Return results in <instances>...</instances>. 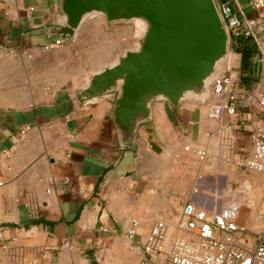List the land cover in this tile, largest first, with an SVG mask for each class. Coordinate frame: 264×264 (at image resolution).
Listing matches in <instances>:
<instances>
[{
    "label": "crops",
    "instance_id": "crops-1",
    "mask_svg": "<svg viewBox=\"0 0 264 264\" xmlns=\"http://www.w3.org/2000/svg\"><path fill=\"white\" fill-rule=\"evenodd\" d=\"M240 1L258 19L253 66L262 81L255 90L264 92V13ZM137 21L91 13L73 39L46 49L54 36L33 30L65 23L61 0H0V264L5 248L14 250L15 264H94L91 256L95 264H137L153 223L165 220L173 234L189 198L208 209L231 203L215 185V170L231 169L229 146L245 156L257 112L242 107L213 120L211 96L178 104L158 98L129 147L113 116L120 86L82 97L94 72L137 46ZM241 186L229 193L242 195L243 216L250 214L243 223L257 230L264 214L250 217L264 211V175ZM135 218L139 235L131 239Z\"/></svg>",
    "mask_w": 264,
    "mask_h": 264
},
{
    "label": "water",
    "instance_id": "water-1",
    "mask_svg": "<svg viewBox=\"0 0 264 264\" xmlns=\"http://www.w3.org/2000/svg\"><path fill=\"white\" fill-rule=\"evenodd\" d=\"M61 7L64 24L33 32L73 39L91 13L142 23L137 46L94 72L80 91L88 98L120 86L113 116L124 146H135L139 123L152 118L153 100L165 98L178 104L195 96L205 101L212 81L230 65L228 32L217 0H61Z\"/></svg>",
    "mask_w": 264,
    "mask_h": 264
},
{
    "label": "built area",
    "instance_id": "built-area-1",
    "mask_svg": "<svg viewBox=\"0 0 264 264\" xmlns=\"http://www.w3.org/2000/svg\"><path fill=\"white\" fill-rule=\"evenodd\" d=\"M217 2L228 32L230 65L210 84V96L215 102L208 116L220 120L225 114L236 115L242 107L257 112L250 127V147L242 161L249 170L264 174V92L248 88L242 94L238 89L243 60L240 37L258 41V19L247 14L240 0ZM250 4L259 14L264 13V0H250ZM64 41L54 37L44 47L50 49ZM185 148L189 149V145ZM206 153L205 149H197L202 158ZM139 224L138 219L132 220L126 231L129 238H135ZM65 245L74 247L69 241ZM142 248L143 256L137 264H264V224L257 230L248 228L236 204L208 209L189 198L175 232H170L165 220L157 219L143 239Z\"/></svg>",
    "mask_w": 264,
    "mask_h": 264
},
{
    "label": "rangeland",
    "instance_id": "rangeland-1",
    "mask_svg": "<svg viewBox=\"0 0 264 264\" xmlns=\"http://www.w3.org/2000/svg\"><path fill=\"white\" fill-rule=\"evenodd\" d=\"M220 5V3H219ZM242 69H241V73H240V78H241V81L242 83L239 84L238 86V89L240 90V92L243 94L245 93L246 89H256L257 86H258V83L259 82H262L261 80H258V77H256L255 75V80H250L249 82H245L243 81L242 79ZM228 150H230V157L228 158V160H226V158L223 156H221V154L219 155H214L212 154L211 156L212 157H215V159H217L219 162H222V160H224L225 158V161H227V163L229 164L230 168L229 171L225 172V171H219V170H215V185L217 187V189H220L222 188L223 190V193H222V197L224 199H231L229 204H232L234 202H240L241 204H244L243 203V199L241 200V196L240 193L239 194V197L238 196H235L232 198V194L231 192L232 191H242L244 190L243 187L241 186V182L243 180V178L245 177H251L252 179H258L260 176H263L264 174L262 173H257V172H254L252 170H249L247 167H245L243 165V156H242V153L239 154L240 156L237 155L238 153V150L237 149H234L232 146H229ZM210 156V155H209ZM232 171H233V174H232ZM225 172V173H224ZM229 172L228 176H227V173ZM199 173H203V171L199 172ZM212 177V176H211ZM227 177V179H226ZM229 184H231L232 186H228ZM229 190H232L230 193H229ZM246 192V191H245ZM244 194V193H242ZM234 201V202H233ZM264 214V211L261 210V208H257L256 211L253 212L252 214V217L250 218H254V216L258 215V214ZM249 213H248V219H249ZM247 216H243L241 214V220L242 222L244 220L247 219ZM147 232V230H145V233ZM139 234H137L136 236H138ZM15 253H14V250H12L11 248H8V250H6L5 248V253H4V258L2 260V264H15L17 262V259L15 257Z\"/></svg>",
    "mask_w": 264,
    "mask_h": 264
},
{
    "label": "trees",
    "instance_id": "trees-1",
    "mask_svg": "<svg viewBox=\"0 0 264 264\" xmlns=\"http://www.w3.org/2000/svg\"><path fill=\"white\" fill-rule=\"evenodd\" d=\"M240 49L243 52V60L241 64L242 69V79L245 82H249L250 80H255V74H254V57L255 54L258 51V46L256 44V41L252 37H246L241 36L240 37ZM42 220H34L32 223H39ZM92 257V262L95 264L97 263L94 256Z\"/></svg>",
    "mask_w": 264,
    "mask_h": 264
},
{
    "label": "bare ground",
    "instance_id": "bare-ground-1",
    "mask_svg": "<svg viewBox=\"0 0 264 264\" xmlns=\"http://www.w3.org/2000/svg\"><path fill=\"white\" fill-rule=\"evenodd\" d=\"M138 22V24H139V27H140V31L142 30V23L140 22V21H137ZM232 204H236V205H238V207H239V209H240V212H241V214L243 215V212L241 211V209H242V204L240 203V202H234V203H232Z\"/></svg>",
    "mask_w": 264,
    "mask_h": 264
}]
</instances>
